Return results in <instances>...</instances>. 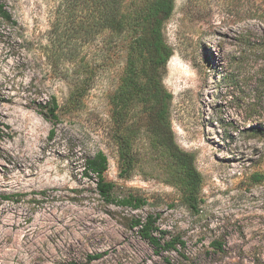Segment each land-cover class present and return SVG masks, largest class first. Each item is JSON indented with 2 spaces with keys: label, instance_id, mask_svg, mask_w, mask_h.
Wrapping results in <instances>:
<instances>
[{
  "label": "rangeland",
  "instance_id": "rangeland-1",
  "mask_svg": "<svg viewBox=\"0 0 264 264\" xmlns=\"http://www.w3.org/2000/svg\"><path fill=\"white\" fill-rule=\"evenodd\" d=\"M2 1L16 26L0 38V264H264V0H174L163 27L172 55L161 83L175 143L201 175L197 212L180 202L144 137L135 167L120 175L111 97L121 45L73 35L76 58L62 52L52 68L45 52L70 29L63 0ZM70 92L78 108L62 107L53 127L37 105L51 94L64 105ZM96 150L114 195L142 197L144 207L103 203L94 176H83ZM147 215L164 241L184 246L156 253L130 229Z\"/></svg>",
  "mask_w": 264,
  "mask_h": 264
},
{
  "label": "trees",
  "instance_id": "trees-1",
  "mask_svg": "<svg viewBox=\"0 0 264 264\" xmlns=\"http://www.w3.org/2000/svg\"><path fill=\"white\" fill-rule=\"evenodd\" d=\"M63 3L70 29L62 41L58 34L45 52L52 68L56 67L62 52L65 62L71 63L76 58L77 48L70 46L73 35L94 38L105 34L106 43H118L125 52L119 84L111 97V132L116 143L120 175L129 174L135 167L140 156L137 142L144 137L148 150L158 152L163 160L168 182L177 189L180 202L197 212L201 203V175L195 168L194 156L181 150L175 143L169 119L171 94L161 83L172 55L164 38L163 27L172 15L174 0H63ZM15 26L16 21L0 0V38L4 37L7 29L12 30ZM58 27L59 21L55 24V33ZM259 51L264 53V49L259 48ZM77 103L72 92L64 105H60L56 96L51 94L45 104L37 105V111L54 127L60 120L62 107H74ZM6 129L7 126L0 123V140L6 137ZM53 135L54 128L50 130V139ZM107 169V157L101 150L84 158L83 176H94L96 193L104 204L132 211L146 205V200L139 196L128 194L116 197L114 184L104 177ZM1 199L9 200L10 196ZM130 221V229H137L139 237L156 253L177 251V245L184 246L179 239L164 241V232L156 225L157 218L152 215H147L143 220L132 218ZM212 247L222 251L217 241L212 243ZM99 258L100 255L89 256L88 260ZM166 263L169 264V261Z\"/></svg>",
  "mask_w": 264,
  "mask_h": 264
}]
</instances>
